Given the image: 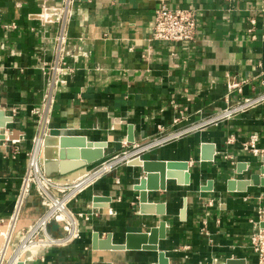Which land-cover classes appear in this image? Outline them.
I'll return each instance as SVG.
<instances>
[{
  "label": "crops",
  "instance_id": "obj_1",
  "mask_svg": "<svg viewBox=\"0 0 264 264\" xmlns=\"http://www.w3.org/2000/svg\"><path fill=\"white\" fill-rule=\"evenodd\" d=\"M69 2L0 0V110L14 119L5 129L11 139L0 146V220L13 212L36 137L85 136L109 143L106 157L92 168L129 151L141 153L143 160L186 161L191 182L169 180L166 191L150 194L149 204L156 212L163 207V214L147 215L134 190L144 177L142 169L120 166L116 175L79 197L81 207L75 211L91 215L81 223V239L69 249L48 252L46 264H158L157 252L94 251L92 241L95 233L103 239L112 234L113 243L123 244L127 233L147 232L160 221L167 224V238L159 248L170 264H259L250 250V236L264 208V186L229 192L227 181L249 178L246 171L237 173L240 163L256 174L264 168L262 159L243 149L249 137L258 134V148L264 150V105L203 130L193 125L214 109L228 107L230 97L243 100L262 89L264 0ZM163 3L197 10L200 32L195 43L164 45L152 40L154 12ZM63 22L70 41L66 52L83 38L89 55L65 57L74 71L63 77L66 84H59L48 100L49 77L41 64L53 62ZM237 82L242 93L231 89ZM159 126L164 135L189 131L162 145L137 149L144 139L162 135ZM131 127L134 143L128 141ZM15 140L20 150L14 157ZM204 144L215 146L211 161L203 159L210 154L203 153ZM114 175L120 184H115ZM209 184L213 189L206 191ZM96 196L111 201L95 207ZM201 197L212 198L214 206L203 209Z\"/></svg>",
  "mask_w": 264,
  "mask_h": 264
},
{
  "label": "built area",
  "instance_id": "obj_2",
  "mask_svg": "<svg viewBox=\"0 0 264 264\" xmlns=\"http://www.w3.org/2000/svg\"><path fill=\"white\" fill-rule=\"evenodd\" d=\"M67 1L70 4L69 1L71 0ZM252 24H256L255 20H252ZM253 31V28L249 30L250 33ZM199 32L200 24L196 9L171 8L163 3L154 12L152 40L155 42H160L164 45L195 43L198 39ZM83 43V38L79 39L72 44L73 51L66 52L70 41L66 36L65 22H63L59 34L56 37L57 45L53 62L51 64H47L46 62L41 64L42 71L49 77L46 94L48 100L52 99L53 93L59 84H66L63 77L74 71L69 67L65 57L78 58L89 55V52L84 50ZM231 89L242 93V87L239 82L232 84ZM230 102V105L223 110L214 109L213 114L203 118L197 124H194L193 127L203 130L218 125L223 120H230L239 114L246 113L264 105V81L262 82V89L257 93L243 100L235 101L231 100L230 97ZM178 121L175 120L174 122L176 123ZM158 130L162 134L161 136L146 138L140 144L136 145V148L140 150L151 147L154 144L162 145L189 131V129H184L179 131L178 134L172 133L164 135L163 132L165 129L163 126H159ZM38 140L36 139L33 142L35 144L34 148L27 153V164L20 178L13 212L7 220H1L3 223L7 221L14 225L13 238L10 239L8 244L12 246V250L15 246L18 249L24 242L25 245L31 243L37 244L38 248L36 253L32 259L23 260L25 264H46L48 252L56 249L65 250L71 248L81 239V223L89 221L91 216L84 211H75V208L81 207L79 197L103 178L113 174L116 175V170L122 165L129 164L130 160H143L141 159V153L133 155L132 152L125 151L100 163L96 167L92 168L90 166L86 174L71 183H60L55 181L53 176L46 171L41 157H35ZM7 141L9 139L4 142ZM258 141V134H252L244 144L243 149L247 153L264 159V150L258 148ZM18 144L19 140L12 141V147L15 148L12 153L14 157L18 155L20 150ZM5 154L6 156L11 155L6 149ZM122 157H125V159L112 164L110 169H104L107 164L112 163V161L115 162ZM115 184H120L117 176H115ZM57 199L64 202L65 210L68 214L63 220H59L61 212L57 210L56 203H53ZM199 203L203 209L214 206V200L209 197H201ZM89 208L92 209L93 207L89 206ZM258 214V220L253 223L252 227L250 250L257 256L259 264H264V228L260 226L261 222L264 221V208H261ZM47 216L48 219L44 220ZM18 236L20 237L19 239ZM1 263L2 250H0ZM6 264H11V262L9 261Z\"/></svg>",
  "mask_w": 264,
  "mask_h": 264
},
{
  "label": "water",
  "instance_id": "obj_3",
  "mask_svg": "<svg viewBox=\"0 0 264 264\" xmlns=\"http://www.w3.org/2000/svg\"><path fill=\"white\" fill-rule=\"evenodd\" d=\"M14 119L12 116L5 114L0 110V146L2 142L11 139L5 133V129L9 124H12ZM59 169L54 171H47L53 174H59L61 177L54 178L55 181L60 183H71L77 178L86 174L88 168L98 162L102 161L109 148L107 141H90L85 136H72V135H59ZM129 143H134L135 138L133 135V128L129 131ZM203 153L210 150V154L204 155L205 161L214 159L213 149L215 146L212 144L203 145ZM264 162V159H262ZM129 165L138 166L142 169L144 177L134 186V190L139 193V203L141 212L147 215L163 214V207H156L149 204V197L153 193L166 191L169 180H176L179 185H189L191 182V175L189 173V165L186 161H159V160H132ZM46 169V168H45ZM246 171V172H245ZM55 172V173H53ZM249 173V178L236 179L231 178L227 181V189L229 192H246L249 186H264V168L259 174L252 173L247 170L246 164H238L237 173ZM206 191L213 189V184H209ZM151 194V195H150ZM110 202L111 198L106 196H96L93 201L95 207H99L98 202ZM166 222L160 221L156 226L150 228L145 232H129L125 236L123 244L113 243L112 234H109L106 239L100 237L99 233L93 235L92 249L94 251H118V252H131V251H151L157 252L158 264H170L169 258L166 253L161 251L160 241L167 238ZM264 228V221L260 224ZM16 264H25L24 261L17 262ZM227 264H245L243 260H228Z\"/></svg>",
  "mask_w": 264,
  "mask_h": 264
},
{
  "label": "bare ground",
  "instance_id": "obj_4",
  "mask_svg": "<svg viewBox=\"0 0 264 264\" xmlns=\"http://www.w3.org/2000/svg\"><path fill=\"white\" fill-rule=\"evenodd\" d=\"M44 122V121H43ZM41 130V129H40ZM40 139V138H39ZM42 143H43V151H42ZM59 138L54 135H46L41 136V140L38 142L37 150H36V156L41 157L43 164L47 171H53L59 169ZM122 159H125L122 157L121 159L113 162L112 164L122 161ZM111 164V165H112ZM111 165L108 167L106 166L104 169H110ZM62 203L58 202L56 203V207H62ZM14 232V225L13 223L10 224L9 222L5 221L4 224L0 225V247L2 249V263L6 264L11 256L12 250L10 246H7L6 242L8 241L7 236H12ZM10 234V235H9ZM118 252V251H113Z\"/></svg>",
  "mask_w": 264,
  "mask_h": 264
},
{
  "label": "rangeland",
  "instance_id": "obj_5",
  "mask_svg": "<svg viewBox=\"0 0 264 264\" xmlns=\"http://www.w3.org/2000/svg\"><path fill=\"white\" fill-rule=\"evenodd\" d=\"M48 135H55V134H48ZM56 136V135H55ZM38 138H40L39 140H38ZM38 140V142L41 140V137L40 136H38V137H36L34 140H33V142L35 141V140ZM32 142V144H31V148L28 150V152L30 151V150H32V148H34V143ZM38 145V144H37ZM42 151H43V143H42ZM125 158V157H124ZM119 159H121V158H119ZM131 161V160H130ZM112 163H113V161H112ZM112 163H110V164H107L106 166L108 167L109 165H111ZM58 202H60V203H62V207H56L57 208V210L58 211H60L61 212V215H59V220H63V218H65V217H67L68 216V214H67V212H66V210H65V206H64V202L63 201H61V200H59V199H57V200H54V202L53 203H58ZM48 219V216L44 219V220H47ZM2 224H4L3 222H1V220H0V225H2ZM10 235V234H9ZM8 237V241L6 242L7 244V246H10V248L12 247L11 245H8L9 244V241H10V239H12L13 238V236H7ZM20 237L18 236V239H19ZM19 242V241H18ZM19 247V246H18ZM17 247V248H18ZM37 248H38V246H37V244H26L25 245V242L22 244V246H20L18 249H16V246L14 247V249L12 250V253H11V256H10V258H9V260H8V262L10 261L11 262V264H16L17 262H20V261H23V260H25V259H28V260H30V259H32V257L34 256V254L36 253V251H37ZM0 250H2L1 249V247H0Z\"/></svg>",
  "mask_w": 264,
  "mask_h": 264
}]
</instances>
